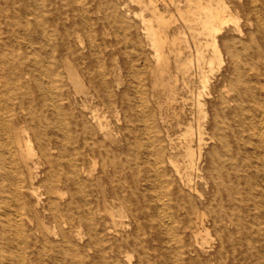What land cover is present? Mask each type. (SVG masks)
<instances>
[{
	"label": "bare ground",
	"instance_id": "obj_1",
	"mask_svg": "<svg viewBox=\"0 0 264 264\" xmlns=\"http://www.w3.org/2000/svg\"><path fill=\"white\" fill-rule=\"evenodd\" d=\"M0 264H264V0H0Z\"/></svg>",
	"mask_w": 264,
	"mask_h": 264
}]
</instances>
